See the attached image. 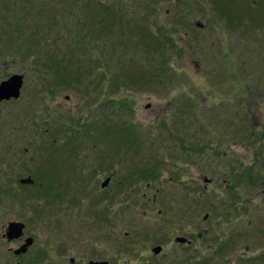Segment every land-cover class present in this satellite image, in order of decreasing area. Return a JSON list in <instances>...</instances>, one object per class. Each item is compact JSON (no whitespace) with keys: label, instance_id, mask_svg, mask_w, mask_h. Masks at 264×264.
Instances as JSON below:
<instances>
[{"label":"rangeland","instance_id":"374dc122","mask_svg":"<svg viewBox=\"0 0 264 264\" xmlns=\"http://www.w3.org/2000/svg\"><path fill=\"white\" fill-rule=\"evenodd\" d=\"M20 1H29L30 7L35 10L31 14V8L25 10L29 14L28 18L19 16ZM70 1L74 3L73 9L56 1L46 6V0H0L1 62L6 72L24 78L19 101L0 109L3 115L0 119L3 122L0 127L1 136L9 138L15 132L22 149L30 142L31 135L35 164L39 168L45 155L41 157L38 148L49 140L44 136V133L49 132L47 128L68 126L69 119L79 123L90 122L99 117L100 106L107 107L110 101H116L124 116L114 113L113 119L120 123L126 118L145 144L146 163L154 159L159 162L155 167L150 166L157 171L158 177L149 182L156 186L151 187L153 191L159 190V200L150 208L152 211L148 217L153 219L160 211L162 229L169 236L189 231L196 232L198 237L207 231V239L199 246L218 247L221 242L228 240L226 243L230 247L227 251L216 249L215 254L198 256L196 264H239V260L234 261L239 254L248 257L264 255V185L241 179L248 178V175L254 179L258 171L255 180L264 179V8L258 19L252 11L248 13L255 21L253 25V20H245L242 12H235V19L227 22L218 11V8L224 6H216L214 0H179L180 3L206 4L211 19L217 25V31H202V38L197 41L188 36L187 51L183 47L184 51L175 56L174 43L164 39L165 44L162 39L165 35L175 38V31L171 28L172 17L159 16L158 19L156 12L151 13L144 8L147 0H120L122 5L116 4L117 15L112 20L122 19L121 26L124 29L117 33V38L124 39L126 49L131 43L129 57L121 58L122 61L118 62L120 52L117 41H114L115 33L109 34V30L105 32L104 27L105 33L102 35L96 32L99 41L107 42L104 44V51L107 52L104 57L100 53L98 59L107 63L109 68L99 66L93 70L91 81L81 88L84 94L62 89L53 94L47 92L45 98L42 96V84H39L40 75L36 73L37 65L45 62L46 54L56 53L59 56L57 59L65 57L69 44L73 45L60 27H53V33L49 31L45 21L47 12L57 13L59 26L61 24L63 29L69 28L71 34L87 32L82 27L90 24L92 28L95 26L100 29L110 19L103 10L88 16L87 11L82 10L86 9V5H83L86 0ZM175 1L163 0L165 4ZM128 2L130 7L124 4ZM255 3L257 0H249L248 6ZM145 14L152 16L151 21L143 19ZM32 17H36V20ZM101 18L104 21H99ZM27 19L31 21L27 23ZM51 19L53 23L56 20L52 14ZM144 29L153 36H159L153 40L157 45L161 44L159 53L151 54V49L147 48L155 45L140 34ZM10 37L13 41L7 42ZM141 37L146 40L143 41ZM175 44L181 45L179 41H175ZM28 52L31 55L23 58ZM163 58L164 61L168 59L166 64ZM90 63L89 60L83 61L82 67L91 69ZM130 63L139 66H131ZM122 64H126L134 75L145 73L148 69L155 72L161 70V73L158 76H146L144 82L139 81L137 87L131 90L124 89L118 94H111L109 84ZM102 71L109 77V84L98 79ZM94 79H98L95 86L92 84ZM86 89L88 91L85 93ZM29 116H32L30 122L27 121ZM1 138L0 146H3ZM91 146V143L84 142V149L79 153L87 156V152L92 150ZM182 146H186L185 149ZM100 147L103 149L105 146ZM71 162L74 161L69 160L68 163ZM127 165L129 163L116 166L117 179H128L126 177L130 167ZM25 172L22 166L20 173ZM205 178L212 180V184L206 186L203 182ZM204 188L208 192L200 197ZM153 191L149 192L150 198ZM132 194L128 203L139 213L126 219L129 225L130 219L136 221L140 217V208H143L141 202L135 201L138 193ZM200 198L201 202L208 201L216 207L217 212L224 211L221 202H231L236 208L229 209L230 212L236 213L238 209L243 216L236 220L232 217L234 225L217 224L216 214L211 213L207 207L206 210H198L196 205ZM206 215L208 217L204 221ZM123 221L118 217L117 225L121 228L126 225ZM144 224V221L138 220L133 227L143 231L146 227ZM128 228L126 226L123 230L127 231Z\"/></svg>","mask_w":264,"mask_h":264},{"label":"flooded vegetation","instance_id":"af4514ba","mask_svg":"<svg viewBox=\"0 0 264 264\" xmlns=\"http://www.w3.org/2000/svg\"><path fill=\"white\" fill-rule=\"evenodd\" d=\"M53 1L67 5V0H46V6ZM93 1L97 2L92 3L93 7L103 9H115L117 3L121 4L120 0ZM124 4L129 5V2ZM144 8L156 12L158 19L172 17L175 38L165 36L174 43L175 56L184 51L183 47L187 51L188 36L197 41L202 38V31H217L210 10L201 2L176 0L165 4L163 0H147ZM221 9L218 11L222 13ZM150 17L145 14L143 19L151 21ZM175 41L181 45L177 46ZM15 75L4 70L0 58V85ZM18 101L19 98L0 101V109ZM2 116L0 112V119ZM2 123L0 120V127ZM14 133L9 138L0 134L3 144L0 146V264H196L198 256L219 250L217 246H199L207 239V231L198 237L196 232L189 231L166 235L161 226V212L153 219L148 217L150 208L159 200V190L153 191L151 187L155 184L149 182L155 179H117L116 167L111 163L48 164L45 170L52 177L42 182L50 187L46 188L45 195H38L41 186L34 178L36 157L32 136L21 149ZM22 166L26 170L24 174L20 173ZM55 175L57 177H53ZM25 178H30L32 184H22ZM203 182L206 186L212 184V180L206 178ZM150 191H153L151 198ZM132 192L138 193L135 201L141 202L143 208H140V217L136 221L130 219L129 225L126 219L139 213L128 203ZM204 192L208 190L204 188ZM236 211L217 212L216 223L234 225L232 217L236 220L243 216L238 209ZM118 217L126 224L123 228L117 225ZM138 220L145 223L143 231L133 227ZM126 226L129 228L124 231ZM178 238L186 241L176 243ZM248 258L251 256L239 254L234 261Z\"/></svg>","mask_w":264,"mask_h":264},{"label":"trees","instance_id":"16d2710c","mask_svg":"<svg viewBox=\"0 0 264 264\" xmlns=\"http://www.w3.org/2000/svg\"><path fill=\"white\" fill-rule=\"evenodd\" d=\"M216 4L223 5L222 7V15L228 19V21H233L236 17V13L242 12V15L244 16L245 20H253L252 17L248 14L250 11L253 12V15L256 19H258L261 15V11L264 8V0L263 2H260L257 0V3L250 4V7L248 6L249 0H214ZM253 0H251L252 2ZM227 2V3H226ZM14 3V2H13ZM20 9L18 11L20 12L19 16L20 18H28L29 14L25 10H29L30 3L29 1L23 2L20 1ZM18 3V4H19ZM92 3L95 5L97 2L93 0H87L85 3L86 9H82L87 11L88 16L93 12H100L103 10L108 18H110L107 22H103L104 25L98 29L95 26L93 28L90 26L82 27V29H86L87 32H84L80 34L77 32L76 34H71V31L66 28H62V25L59 26V18L58 14L49 11L45 15V21L48 23V28L51 33H53L52 28L53 27H60V30L63 31V33H66V36L68 39L73 43V45L69 44V51L66 54L65 57L60 56L61 59H57L59 57L56 53L49 55L46 54L47 59L43 63H39L37 65L38 72L37 75H40L41 81H39V84H42L43 90H42V96L46 98L49 93H54V91L62 90V89H70L72 91H77L78 93H83L81 91L82 86L85 85L86 82L91 81V77L93 74V70L95 68H99L101 66L102 68H109V65L107 63H103L99 61V54L101 53L103 57L106 55V51H104V44L107 42L99 41L98 40V34H103L104 27L105 32L106 30H109V34L115 33V39L114 41H117L116 45L119 49L120 56L118 58V62L123 58H127L129 51L131 50L129 43L128 49L125 47V41L123 38L120 37V39L117 38V33L123 31V26H121L122 19L119 20H112L113 17H115L116 11L115 9H103L99 7H93ZM17 4V5H18ZM23 5V6H22ZM65 7H70L73 9L74 3L70 0H67V5ZM7 9V8H5ZM35 11L33 7L30 10L33 13ZM37 11V10H36ZM42 11V10H40ZM236 12V13H235ZM257 13V16H256ZM41 14V13H40ZM51 14L55 16L56 20L52 21ZM42 15V14H41ZM43 16V15H42ZM36 17H32L31 19H35ZM44 18V16H43ZM44 20V19H43ZM27 23L31 21L30 19H27ZM90 21L93 22V19L90 18ZM99 21H104L103 18H101ZM26 23H24L25 25ZM253 25H255V21L253 20ZM118 27V29H117ZM79 29V27H75V29ZM81 30V29H80ZM128 33V29H125ZM104 32V33H105ZM56 33H59L57 31ZM140 34L142 36H145L147 39L149 38V42H152L155 47H147L151 49V54H157L161 51V44L154 43V39H158L157 37L153 36L149 32H147L144 29L140 31ZM139 34V35H140ZM11 35V33H10ZM12 36V35H11ZM74 36V37H73ZM72 37V38H71ZM142 38V37H141ZM143 41L145 38H142ZM163 43L164 39H166L169 43L171 41L166 38L162 37ZM31 40V39H30ZM35 40V39H34ZM146 40V39H145ZM13 41V38H9L7 42ZM16 41V40H15ZM37 40H35L36 42ZM167 44V43H165ZM110 45V43H109ZM165 52V46L163 55ZM31 52H28L26 56L23 58L30 56ZM166 57V56H164ZM86 60L91 61L90 65L92 66L91 69H84L82 67V62ZM95 62L93 64V61ZM96 60V61H95ZM98 60V61H97ZM111 60V59H110ZM28 61V60H27ZM168 59L163 58V62L165 64L167 63ZM109 62V61H108ZM133 63H130L129 65L132 66ZM126 64H122L120 67L117 68V73L115 74L114 80L110 82L109 84V77L104 75V71L101 72V75L99 76V80L101 82H108L109 88L111 91V94H118L120 90H131L134 87H137L139 81L144 82L145 77H151V76H158V73H161V70L155 72L153 70H147L145 73H141L138 75H134V73L130 70H128V67L125 66ZM134 66H139V64H133ZM40 67V68H39ZM167 68V67H166ZM96 70V69H95ZM167 70H169L167 68ZM163 72V71H162ZM157 73V74H156ZM169 73V71H168ZM106 74V73H105ZM107 75V74H106ZM160 75V74H159ZM166 77V76H165ZM98 79H94L92 81L93 86H95ZM51 91V92H50ZM88 91L87 89L84 91L86 93ZM109 92V91H108ZM84 94V93H83ZM117 104V105H115ZM101 112L99 117L94 118L90 122L86 123H79L75 120L69 119V125L68 126H62L59 129L56 128H47L49 132L44 133V136H47V138L50 140L42 143L40 147L38 148V153L42 157L44 154L45 156L42 157L41 163L39 165V168L36 167V174L34 176L36 183L38 186H41L40 191L38 192V195H45L46 194V188H49V184H45L42 182V180L49 179V177H52L46 173V168L48 164H56L57 166L60 165H77L78 163H81L83 161L85 162H99V163H106L107 165L111 163L114 167L121 165L123 163H129L130 170L128 172V176L126 178L128 179H140V180H147V179H156L157 171L156 169H153L151 167H155L156 163H159L158 160L154 159L151 163H146L144 154L147 152L144 149V143H142V138L137 136L136 129L127 121V119L122 120L120 123L116 122L115 119H113L114 113L120 115V117L124 116L121 112L120 106L116 101H110L109 105L107 107L100 106ZM32 120V116H29L27 118V121L30 122ZM20 121V120H19ZM46 125V123H45ZM47 126V125H46ZM48 134V135H47ZM85 143H91V149L87 152V156L84 154H80L79 151L81 149H84L82 147ZM100 146H105L103 149ZM184 149L186 146H182ZM185 154V153H184ZM91 155V157H89ZM55 156V158H54ZM86 157L85 160L83 158ZM90 158L91 161H90ZM74 161L71 163H68L69 160ZM123 162V163H122ZM151 166V167H150ZM149 167L147 170L146 168ZM147 170V171H146ZM38 171V172H37ZM37 173L39 174L37 177ZM259 171L255 173L254 179L252 175H248V178H241L243 181H248L249 183L252 181L253 183H259L260 185H264V179L259 178V181L255 180V177L258 176ZM57 177V175L53 176ZM253 179V180H252ZM202 194H206L204 191H202ZM262 204L264 205V193L262 194ZM199 199V198H198ZM230 203V204H228ZM208 205V206H205ZM220 205L224 207L223 212L229 213L231 208L235 209L236 206L231 204V202L225 201L221 202ZM197 208L199 211L206 210V207L209 209L211 213L217 212L216 207H214L212 204H209L208 201L201 202V198L197 203ZM216 216V215H215ZM264 240V238H263ZM221 246V247H220ZM233 246H236L234 244ZM262 246H264V242L262 243ZM220 252L227 251L228 246L227 243L221 242V244L218 246ZM218 251V252H219ZM215 254V253H213ZM212 260V259H211ZM239 264H264V255H254L251 258L248 259H239Z\"/></svg>","mask_w":264,"mask_h":264},{"label":"water","instance_id":"95a60500","mask_svg":"<svg viewBox=\"0 0 264 264\" xmlns=\"http://www.w3.org/2000/svg\"><path fill=\"white\" fill-rule=\"evenodd\" d=\"M23 85V77L20 75L12 76L9 80L0 85V101L3 100H17L20 97V91ZM207 181V180H205ZM22 184H32L30 178L22 179ZM208 215L204 216L203 220H206ZM19 232V231H18ZM186 240L178 238L176 243H184Z\"/></svg>","mask_w":264,"mask_h":264}]
</instances>
